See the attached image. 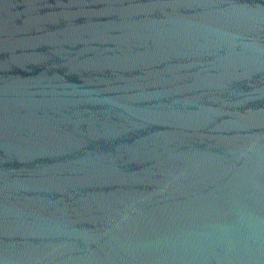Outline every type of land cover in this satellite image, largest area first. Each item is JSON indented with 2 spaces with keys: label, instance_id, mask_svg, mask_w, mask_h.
<instances>
[{
  "label": "water",
  "instance_id": "obj_1",
  "mask_svg": "<svg viewBox=\"0 0 264 264\" xmlns=\"http://www.w3.org/2000/svg\"><path fill=\"white\" fill-rule=\"evenodd\" d=\"M0 264H264V0H0Z\"/></svg>",
  "mask_w": 264,
  "mask_h": 264
}]
</instances>
